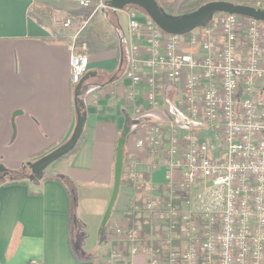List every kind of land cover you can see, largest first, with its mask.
<instances>
[{
	"label": "crops",
	"instance_id": "0c3cea01",
	"mask_svg": "<svg viewBox=\"0 0 264 264\" xmlns=\"http://www.w3.org/2000/svg\"><path fill=\"white\" fill-rule=\"evenodd\" d=\"M79 1L0 0V165L20 171L50 154L70 139L78 112L86 115L75 154L33 181L0 182V264H103L116 248L114 229L126 224L138 192L133 185L120 186L102 235L124 135L125 170L131 160L139 162L146 184L156 188L167 180L164 155L139 148L138 141L155 126L202 130L181 109L178 86L161 82L151 106L144 89L126 78L130 48L139 41L129 15L136 10L140 21L147 15L135 7L115 11L111 0H92L89 8ZM251 6L264 10V0ZM67 17L87 24L82 31L65 29L61 22ZM74 53L90 61L78 98L71 81ZM92 235L99 246H93Z\"/></svg>",
	"mask_w": 264,
	"mask_h": 264
},
{
	"label": "built area",
	"instance_id": "2783aa9c",
	"mask_svg": "<svg viewBox=\"0 0 264 264\" xmlns=\"http://www.w3.org/2000/svg\"><path fill=\"white\" fill-rule=\"evenodd\" d=\"M129 17L139 41L126 78L151 106L161 82L178 86L181 109L202 130L155 126L138 141L163 153L167 180L148 186L139 162L128 163L126 178L138 190L129 208L135 222L116 226V248L103 264H133L137 256L144 264H264V22L218 14L184 37L164 33L148 16L140 21L136 10ZM61 23L82 31L87 21ZM70 64L78 86L89 58L74 53Z\"/></svg>",
	"mask_w": 264,
	"mask_h": 264
},
{
	"label": "water",
	"instance_id": "95a60500",
	"mask_svg": "<svg viewBox=\"0 0 264 264\" xmlns=\"http://www.w3.org/2000/svg\"><path fill=\"white\" fill-rule=\"evenodd\" d=\"M109 6L115 11H123L128 7H135L142 10L148 17H150L158 28L169 35H183L194 31L197 28L205 27L209 19L217 14H231L244 18L253 19L256 21L264 22V10L251 5L235 4L231 2H213L206 4L194 13L180 16L178 18L170 19L166 17L161 10L156 0H111ZM212 17V18H213ZM81 83L77 86L76 97L80 96ZM86 115L78 112V119L75 130L70 139L62 146L50 154L40 158L36 162L29 163L30 174L28 180L33 181L38 177L47 167L57 162L62 157L68 155L77 145L85 126ZM125 136L122 138L116 164V181L114 196L112 199L111 207L106 216L104 227L110 217L112 208L117 199L119 189L121 186L124 157L123 145L125 143ZM9 176V170L0 165V182L4 181Z\"/></svg>",
	"mask_w": 264,
	"mask_h": 264
},
{
	"label": "trees",
	"instance_id": "16d2710c",
	"mask_svg": "<svg viewBox=\"0 0 264 264\" xmlns=\"http://www.w3.org/2000/svg\"><path fill=\"white\" fill-rule=\"evenodd\" d=\"M159 4L161 10L163 11L164 15L170 19L178 18L180 16H184L187 14H191L199 10L201 7L205 6L206 4L213 3V2H233L235 4H245V5H253L259 2L260 0H177L174 3H169L164 0H156ZM168 11H178V14L174 17L170 16L168 14ZM216 16V15H214ZM213 17V16H212ZM210 18L209 21L206 23L205 26L209 25L213 18ZM191 32L183 34L184 37H189ZM84 139V131L76 145V147L69 153V155L75 154L79 147L81 146ZM128 159L124 161L123 165V173H122V180L121 185H132L129 180H125V165L127 163ZM29 163L25 164L23 168L20 171H9V176L6 178L9 184H18L23 182L24 180L28 179V175L30 174V168L28 166ZM140 191V190H139ZM125 221L127 224H129L131 227L133 226L135 222V215L131 212L126 214ZM150 233V228L147 224L143 225V234L147 235ZM85 260H89L88 258H83Z\"/></svg>",
	"mask_w": 264,
	"mask_h": 264
},
{
	"label": "rangeland",
	"instance_id": "374dc122",
	"mask_svg": "<svg viewBox=\"0 0 264 264\" xmlns=\"http://www.w3.org/2000/svg\"><path fill=\"white\" fill-rule=\"evenodd\" d=\"M231 3H233V2H231ZM245 5V4H244ZM140 11H142V10H140ZM170 16H172V17H174V15L175 14H173V13H168ZM218 15V14H217ZM189 121V120H188ZM189 126L191 127V128H194V125H193V123H189ZM195 126H198V127H201V124H198V123H195ZM54 164H56V163H54ZM97 197H100L101 196V193L100 192H97L96 194H95ZM92 237H94L93 235H92ZM93 246L95 247H97V246H99V241H98V239H97V237H94V239H93Z\"/></svg>",
	"mask_w": 264,
	"mask_h": 264
}]
</instances>
